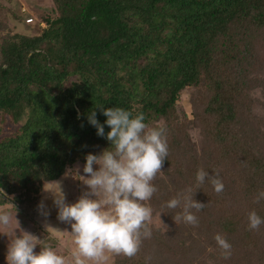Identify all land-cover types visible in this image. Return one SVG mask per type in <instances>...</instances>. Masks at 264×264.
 <instances>
[{"label":"trees","instance_id":"16d2710c","mask_svg":"<svg viewBox=\"0 0 264 264\" xmlns=\"http://www.w3.org/2000/svg\"><path fill=\"white\" fill-rule=\"evenodd\" d=\"M24 15L22 20L35 18L36 33L9 34L3 41L0 120L17 122L26 107L30 112L19 129L0 138V189L22 191L18 199L39 193L44 182L60 179L69 166L86 164L89 153L113 150L101 108L120 107L133 115L143 112L149 128H166L168 157L157 174L160 180L165 175L168 192L160 198L166 204L191 188L193 198L206 204L195 212L199 224L213 223L214 210L213 229L237 251L256 248L254 238L264 243V224L247 228L249 212L264 218V198L255 202L264 191V131L256 133L244 119L251 109L248 88L260 79L251 76L257 67L248 26L264 31V0H52L44 11ZM188 87L202 89L191 92L192 118L180 101ZM92 111L104 136L89 122ZM195 124L203 140L219 149L213 161L196 155L195 144L183 148ZM181 155L186 162H180ZM201 168L209 175L219 171L221 193L207 179L197 186ZM158 194L159 189L153 196ZM165 208L172 219L182 213V206ZM153 237L151 231L136 255L119 254L116 264H149L147 252L157 258ZM180 239L188 263L199 261L191 255L195 245ZM259 258L264 262V250Z\"/></svg>","mask_w":264,"mask_h":264},{"label":"clouds","instance_id":"9594fccd","mask_svg":"<svg viewBox=\"0 0 264 264\" xmlns=\"http://www.w3.org/2000/svg\"><path fill=\"white\" fill-rule=\"evenodd\" d=\"M101 109L110 127L106 138L113 150L107 148L99 156L87 155L83 172L87 174L84 183L89 191L75 203L68 204L60 186L59 191L45 189L54 196V203L59 209L58 218L71 223L76 244L72 252L75 264H87V261L102 264L108 258L106 252L127 257L137 254L142 239L151 236L146 222L151 219L152 209L145 202L158 190L153 181L168 157L163 124L149 128L144 122L143 112L133 115L120 107ZM89 122L97 128L98 135H105L95 111L89 116ZM94 164L99 168L94 169ZM213 172L214 175H209L207 170L199 169L196 173L197 186L207 179L219 194L224 190V184L219 171L213 169ZM4 194L0 189V195ZM194 194L195 191L189 188L167 202L169 209L182 206V213L173 218L176 223L182 219L186 224L198 226L195 212L203 210L206 204L195 200ZM262 198L264 191L258 194L255 202L259 203ZM10 219L8 212H0V223L7 225ZM261 224H264V218L255 210L249 212L248 230H258ZM34 237L24 231L15 236L8 248V264H66L65 258L50 246H43L35 252L39 243ZM214 239L222 250V257L230 259L231 243L221 233H217Z\"/></svg>","mask_w":264,"mask_h":264},{"label":"rangeland","instance_id":"374dc122","mask_svg":"<svg viewBox=\"0 0 264 264\" xmlns=\"http://www.w3.org/2000/svg\"><path fill=\"white\" fill-rule=\"evenodd\" d=\"M49 5H52V0H0V61L2 59L1 47L6 36L17 33L26 35H35L36 33V30L33 28L36 26L35 18L33 17L34 20L31 22L32 19L29 18L31 16H28L25 20H22L21 16H25L24 13L27 14L29 12H42ZM27 23L32 24L27 25ZM248 29H251L254 39L252 41L254 48L251 50V54L253 61L256 63L254 68L256 69L257 67L256 73L251 76L259 77L260 79L258 83L257 81H255L256 83L253 81L252 87L248 88L246 100L251 98L254 101L251 102L250 99L251 109L249 111L246 110L244 119L258 133L264 131V49H262L264 45V31L260 33L261 30L256 28V25H250ZM73 79L78 80L79 76ZM198 90L201 91L202 89L188 87L180 98V101L186 106L185 110L187 114L191 118L193 114L189 98L191 92H198ZM20 107L17 109L18 112ZM29 112V108L26 107L24 115L17 122L8 121L7 116H5L7 120H0L2 125L0 138L4 139L13 130L19 129L28 119ZM190 136V141L186 142L184 139L183 141L185 142H182V144H185L183 145L185 150L189 148L190 144H195L197 146L196 155H201V158L212 160L218 156L219 152L217 150L219 149H216L212 142H205L203 140L200 125L195 124L190 129ZM186 159L182 155L180 156V162L184 163ZM212 161L211 163H213ZM84 165L80 162L74 163L67 168L60 179L46 181L42 184L39 193H31L29 196L27 193H23L20 199H18V196L22 194V191L9 194L3 190L5 197L0 196V212H8L11 219L7 225L0 223V264H8L7 253L9 245L15 236H19L23 231L31 233L35 236L34 239H37L39 244L34 249L35 252H39L43 246H50L57 254L65 258L66 264H75L72 252L76 248V244L75 236L71 232V223L61 221L58 218L59 209L54 203V196L50 191H46L45 189L59 191L60 186L65 195V203H75L82 194L89 191L88 186L84 183L86 179L84 176L87 175L83 172ZM93 168L98 169L99 165L95 164ZM188 171H191L189 166L182 170L185 177L190 176ZM160 179V177L156 176L154 179L156 182L153 181L157 189H159L160 195L158 194V197L153 196V198L145 202L152 209L151 219L146 222L147 227L154 233L155 237L153 239L157 240V249L153 248L157 258L155 256L152 257L151 252L146 253L149 257L146 258H151L149 264H170V262L172 264H264L259 258V254L264 250V243L256 238L253 239L257 243L256 248L245 246L247 252H239L237 251L239 247L236 250L235 246H233L230 259L222 257V250L214 239L215 235L220 233L213 229V226L216 227L218 220L216 219L217 214L214 210L212 211L214 216H211L213 223L198 224V226L182 224L181 221L176 223L171 217L173 214L165 208L167 206L165 203L166 199L162 200L160 198L162 194H166V191L168 192L162 183L163 180H166L165 175L162 180ZM160 188H162V191H160ZM179 188L184 192L186 187L183 184H179ZM171 191L172 189L170 193ZM99 198H102V196ZM233 198L236 199L235 196ZM243 205L244 202H242V208ZM183 236L187 240L185 242L186 246L192 248L191 246L195 245L191 255L200 259L199 261L188 263V259L183 253L181 254L183 250L180 244L183 245V242L180 238ZM262 240L264 241V237H262ZM142 253L145 255V250H142ZM105 254L108 258L102 264H116L115 260L122 257L110 252H106ZM247 254H251V259L243 257ZM87 264H94V262L87 261Z\"/></svg>","mask_w":264,"mask_h":264}]
</instances>
